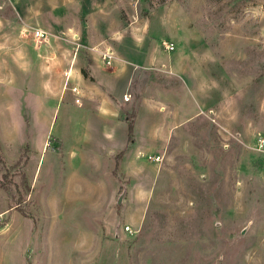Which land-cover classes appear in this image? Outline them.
I'll return each mask as SVG.
<instances>
[{
	"label": "rangeland",
	"instance_id": "obj_1",
	"mask_svg": "<svg viewBox=\"0 0 264 264\" xmlns=\"http://www.w3.org/2000/svg\"><path fill=\"white\" fill-rule=\"evenodd\" d=\"M90 1L0 0V264H264V0ZM75 33L127 61L113 119Z\"/></svg>",
	"mask_w": 264,
	"mask_h": 264
},
{
	"label": "crops",
	"instance_id": "obj_2",
	"mask_svg": "<svg viewBox=\"0 0 264 264\" xmlns=\"http://www.w3.org/2000/svg\"><path fill=\"white\" fill-rule=\"evenodd\" d=\"M104 0H97L95 3H92V0L90 1V6H93V8L101 7V2ZM44 6H42L39 9L35 10V13H40L38 17V23L41 25V27L48 29L52 31V29L55 28V26H58L56 20V17L60 16V2L59 0H47V2H44ZM40 11V12H39ZM49 14L52 16V20H50L48 17H43V15ZM56 21V22H55ZM74 27L78 28L79 25L75 24ZM80 30V28H78ZM77 38L79 36L75 33ZM49 39V38H48ZM54 42V40H53ZM72 42V41H70ZM55 45V54H51V60L49 61V65H46V58H42L39 60L40 65L39 68L41 71L49 70L53 74L54 73H60L62 72L61 68L57 66V63L61 62L57 55L60 53V47L61 45L59 43L54 42ZM53 43V44H54ZM84 44V43H83ZM44 48V45H42ZM74 46V44H73ZM87 46V45H86ZM89 46V45H88ZM92 46L97 47H106L105 43L99 42L97 44H93ZM74 48V47H73ZM86 49V48H85ZM87 52H89V55L93 58H91V61L89 62V69H88V76H75L76 83L80 87L81 95L83 96L85 104L88 106V108H91L92 111L96 110L94 112L95 114H98L102 117L105 121L109 119H113L111 115L115 114L117 109V102L122 101L123 94L125 95V91L130 85V73L125 65V61L123 57L118 56L114 59V61L117 63L116 68L111 70L110 68L104 66L100 59L97 58V56L93 55L96 52L93 50L86 49ZM68 53V52H67ZM72 67H70L69 71L63 70V72L74 73V61L77 57L78 52H74V49L72 50ZM42 57H46V55H41ZM49 57V58H50ZM70 58L69 56L67 57ZM71 60V59H70ZM73 62V63H72ZM56 63V64H55ZM55 65V66H54ZM57 66V67H56ZM56 71V72H54ZM79 91V89H78ZM58 96V95H57ZM59 99V96H58Z\"/></svg>",
	"mask_w": 264,
	"mask_h": 264
},
{
	"label": "built area",
	"instance_id": "obj_3",
	"mask_svg": "<svg viewBox=\"0 0 264 264\" xmlns=\"http://www.w3.org/2000/svg\"><path fill=\"white\" fill-rule=\"evenodd\" d=\"M33 39L35 43H44L48 39V33L43 30L42 28H36L33 32ZM79 38H77L76 35H73L72 43L74 44V52H78V49L81 48H86L84 45H82L79 41ZM89 50H93L99 54L100 60L105 66H110L115 58L113 50L109 47L106 46L104 48H98L97 46H92L88 48ZM168 49H173V46L170 45L168 46ZM71 91L75 92L76 94L79 92L76 86H73L70 88ZM124 100H128L129 97L127 94L123 96ZM76 101H79L77 98ZM260 147H264V138L260 140ZM160 158L159 155L155 156V159L158 160ZM154 159V158H153Z\"/></svg>",
	"mask_w": 264,
	"mask_h": 264
}]
</instances>
